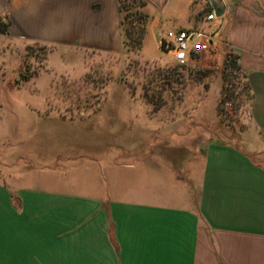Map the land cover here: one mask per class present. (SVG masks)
Wrapping results in <instances>:
<instances>
[{
  "label": "crops",
  "instance_id": "0c3cea01",
  "mask_svg": "<svg viewBox=\"0 0 264 264\" xmlns=\"http://www.w3.org/2000/svg\"><path fill=\"white\" fill-rule=\"evenodd\" d=\"M170 1L147 0V7L161 15ZM225 2L218 28L239 56L253 122L264 134V0ZM4 14L16 40L121 52L118 0H0ZM149 33L157 41L153 26ZM2 110L0 148L4 140L13 150L30 145L14 133L22 119ZM172 142L111 139L82 157L100 159L82 168L98 176L79 192L0 183V264H264V167L233 145Z\"/></svg>",
  "mask_w": 264,
  "mask_h": 264
},
{
  "label": "rangeland",
  "instance_id": "374dc122",
  "mask_svg": "<svg viewBox=\"0 0 264 264\" xmlns=\"http://www.w3.org/2000/svg\"><path fill=\"white\" fill-rule=\"evenodd\" d=\"M122 2L136 36L145 32L142 45L132 41L127 53L0 35L2 113L18 114L23 127L14 133L19 140L31 139L34 147L24 141L13 150L4 140L0 183L79 192L93 186L98 176L96 169L82 168L100 159L82 157L111 146V139L162 138L200 150L208 141L233 145L264 167V134L253 122L252 91L247 76L232 64L238 55L218 28L219 19L206 21L210 0H171L161 15L147 6L138 8L134 0ZM152 26L157 41L149 33ZM180 29L207 37L193 44L183 68L156 43L168 31ZM204 42L207 49L201 47ZM17 97L22 103L13 106ZM6 122L16 123L10 118ZM33 155L62 158H29ZM128 159L120 162L127 164ZM115 177L124 182L129 176L120 171Z\"/></svg>",
  "mask_w": 264,
  "mask_h": 264
},
{
  "label": "built area",
  "instance_id": "2783aa9c",
  "mask_svg": "<svg viewBox=\"0 0 264 264\" xmlns=\"http://www.w3.org/2000/svg\"><path fill=\"white\" fill-rule=\"evenodd\" d=\"M220 2L227 8L225 0ZM217 18L214 12L207 17V22H213ZM207 37L202 32H194L186 29L168 31L160 41V47L167 53L171 54L178 66H185L189 60V54L193 44L198 40H206ZM209 44L202 43L201 47L207 49Z\"/></svg>",
  "mask_w": 264,
  "mask_h": 264
},
{
  "label": "trees",
  "instance_id": "16d2710c",
  "mask_svg": "<svg viewBox=\"0 0 264 264\" xmlns=\"http://www.w3.org/2000/svg\"><path fill=\"white\" fill-rule=\"evenodd\" d=\"M118 2H119V8H120V13H121V21H122V46H121V53H123V52L127 53V52L131 51V47H132L131 43H132V41L134 42L133 46H135V45L136 46H141L142 45V41L144 39L143 37L145 35V32L144 31H140L138 36H136V32H134V28H133V21H131V22L129 21L130 20V16L129 15H124V13L127 10V8H125L122 0H118ZM134 2L137 3L138 8H143V7H146L148 5L145 0H134ZM212 11H213V9H212V7L210 5V13ZM10 28H11L10 16L8 14L2 15L0 17V35H9L10 36ZM46 45H48V44H46ZM231 61H232V64L235 67H237V69H240L241 72H243L241 67L238 66L239 56L231 59ZM179 67L183 68L185 66H179ZM23 81H28V78H26V77L23 78ZM248 83H249V87L251 89V85H250L249 80H248ZM251 91H252V89H251ZM252 99H253V95H252Z\"/></svg>",
  "mask_w": 264,
  "mask_h": 264
},
{
  "label": "water",
  "instance_id": "95a60500",
  "mask_svg": "<svg viewBox=\"0 0 264 264\" xmlns=\"http://www.w3.org/2000/svg\"><path fill=\"white\" fill-rule=\"evenodd\" d=\"M210 5L216 18L219 20H223L227 8L218 0H210Z\"/></svg>",
  "mask_w": 264,
  "mask_h": 264
}]
</instances>
